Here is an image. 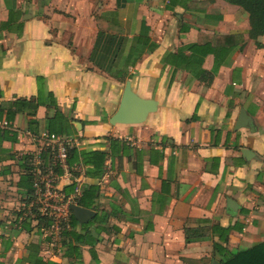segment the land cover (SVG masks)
<instances>
[{
    "label": "crops",
    "instance_id": "1",
    "mask_svg": "<svg viewBox=\"0 0 264 264\" xmlns=\"http://www.w3.org/2000/svg\"><path fill=\"white\" fill-rule=\"evenodd\" d=\"M249 29L226 0H0V106L39 101L32 129L25 112L0 126V263L31 264V243L57 264H221L216 227L230 229L229 251L264 241V34ZM210 38L234 48L215 72L212 54L179 52ZM126 81L154 108L111 124ZM48 120L70 146L105 153L100 177L80 162L56 173ZM37 154L58 194L80 187L69 205L99 186L93 217L77 220L89 224L80 256L65 254L57 223L37 225L26 169Z\"/></svg>",
    "mask_w": 264,
    "mask_h": 264
},
{
    "label": "trees",
    "instance_id": "2",
    "mask_svg": "<svg viewBox=\"0 0 264 264\" xmlns=\"http://www.w3.org/2000/svg\"><path fill=\"white\" fill-rule=\"evenodd\" d=\"M228 3L237 5L242 11L247 15L250 29L248 31L250 38L256 40L259 36L264 34V0H226ZM232 46H224L222 44H214L213 40L210 38L208 41L195 42L191 44L184 45L179 52L183 50H188L193 54L194 62L202 63L204 57L207 54H212L214 56V67L213 71H217L218 67L222 65L225 60L232 54L233 52ZM39 105L38 100L27 99V98H17L13 101L4 103V106H0V119L5 117V119L9 122L12 121L15 115L18 112H25L28 119V127L32 129V125L38 124V121L35 119L34 115L36 109ZM60 119H62L61 115H58ZM57 122L54 120H48L46 123V129L48 133L55 135H64L70 134V131L65 127H58ZM51 149V148H50ZM53 151V157L56 154V147ZM105 153L99 150L95 151H86L77 150L74 146L66 147V157L65 163L69 166H72L76 162H80L84 166H86L85 173L87 175H92L93 177H100L104 172V163H105ZM28 163L29 157L24 158ZM53 167L56 173H61V169L59 163L56 159L53 160ZM28 170L27 176L29 180H31V188L29 190V195L33 198L35 197L33 194V179H34V171L33 166L29 165L26 168ZM75 190V184L67 185L63 188V193L66 200L67 197L70 196ZM99 186L96 184H90L84 186L81 190V194L75 197L72 201L77 205H80L85 208L95 209V200L99 197ZM69 214L65 218H58L55 220L52 217L37 213L36 217L38 219V226L42 224L43 226H51L58 224L60 234L67 239L62 242V245L65 247L66 255H76L80 256V247L78 243H86L89 244V239L85 238L87 235V228L89 224H81L77 221L72 211L69 209ZM107 214L104 212L97 214L94 222L101 225L107 222ZM27 218L23 217L18 224L22 229L29 230L28 223L26 222ZM1 223V222H0ZM42 227V226H41ZM77 229L83 230V232H77ZM84 231H87L84 233ZM101 228H99L96 232L99 233ZM216 231L220 235V241L214 243V254L221 257V264H264V241L253 244L251 247L239 249L236 251H229L225 245L223 244L226 241V237L229 234V228L216 227ZM1 238V236H0ZM192 239H198L195 237L189 236L186 233V241H191ZM99 240V237H94V245ZM93 245V244H90ZM92 257L94 260L96 259V254L93 248L91 249ZM24 260L30 262L31 264H57L53 262H45L41 257L38 256V248L36 245L29 243L27 245V253L24 257ZM1 264V263H0Z\"/></svg>",
    "mask_w": 264,
    "mask_h": 264
},
{
    "label": "built area",
    "instance_id": "3",
    "mask_svg": "<svg viewBox=\"0 0 264 264\" xmlns=\"http://www.w3.org/2000/svg\"><path fill=\"white\" fill-rule=\"evenodd\" d=\"M9 122L6 120L0 121V126H6ZM44 137L47 139L56 142V154L55 159L58 161L59 166H61L65 162L66 157V147L70 146L74 141L70 138H63L60 135L44 133ZM54 149V148H53ZM40 155H35L33 159V171H34V179H33V194H34V202L37 203L38 211L46 216L52 217L55 220L58 218H63L61 216V212H65V208L69 206V200H63V196L58 194L53 188V181L51 177L43 176V172L39 167L40 164ZM80 191V187L76 186L74 192L78 193ZM56 223V222H55ZM56 226L52 224L51 227Z\"/></svg>",
    "mask_w": 264,
    "mask_h": 264
},
{
    "label": "water",
    "instance_id": "4",
    "mask_svg": "<svg viewBox=\"0 0 264 264\" xmlns=\"http://www.w3.org/2000/svg\"><path fill=\"white\" fill-rule=\"evenodd\" d=\"M154 108V101L140 98L130 87V81H126L121 101L116 113L111 117L110 123L134 122L140 120L147 112ZM73 215L79 222H86L91 219L94 213L76 204H70Z\"/></svg>",
    "mask_w": 264,
    "mask_h": 264
},
{
    "label": "rangeland",
    "instance_id": "5",
    "mask_svg": "<svg viewBox=\"0 0 264 264\" xmlns=\"http://www.w3.org/2000/svg\"><path fill=\"white\" fill-rule=\"evenodd\" d=\"M94 13H95V12H94ZM86 19H87V18H83V19L81 20V23H82L83 26H87V25H88V23L86 22ZM61 216H63V215H62V212H61Z\"/></svg>",
    "mask_w": 264,
    "mask_h": 264
}]
</instances>
